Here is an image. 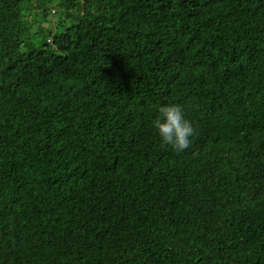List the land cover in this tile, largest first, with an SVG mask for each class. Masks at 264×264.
<instances>
[{"label":"trees","instance_id":"1","mask_svg":"<svg viewBox=\"0 0 264 264\" xmlns=\"http://www.w3.org/2000/svg\"><path fill=\"white\" fill-rule=\"evenodd\" d=\"M0 264H264V0H0Z\"/></svg>","mask_w":264,"mask_h":264},{"label":"clouds","instance_id":"2","mask_svg":"<svg viewBox=\"0 0 264 264\" xmlns=\"http://www.w3.org/2000/svg\"><path fill=\"white\" fill-rule=\"evenodd\" d=\"M153 127L161 138L163 146L170 147L176 153H183L192 145L196 129L186 118L185 109L178 103L160 106Z\"/></svg>","mask_w":264,"mask_h":264},{"label":"rangeland","instance_id":"3","mask_svg":"<svg viewBox=\"0 0 264 264\" xmlns=\"http://www.w3.org/2000/svg\"><path fill=\"white\" fill-rule=\"evenodd\" d=\"M50 21H51V22H54V16H52V17L50 18Z\"/></svg>","mask_w":264,"mask_h":264}]
</instances>
